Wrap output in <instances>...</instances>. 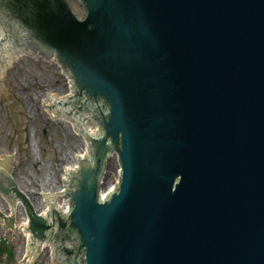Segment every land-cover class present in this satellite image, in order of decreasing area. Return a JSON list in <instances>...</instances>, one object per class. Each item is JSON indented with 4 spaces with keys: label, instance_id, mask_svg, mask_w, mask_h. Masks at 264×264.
Masks as SVG:
<instances>
[{
    "label": "water",
    "instance_id": "obj_1",
    "mask_svg": "<svg viewBox=\"0 0 264 264\" xmlns=\"http://www.w3.org/2000/svg\"><path fill=\"white\" fill-rule=\"evenodd\" d=\"M15 55L56 64L66 90L36 103L81 156L68 212L45 199L59 165L40 215L0 153L2 263L19 199L18 264H264V0H0V78Z\"/></svg>",
    "mask_w": 264,
    "mask_h": 264
},
{
    "label": "rangeland",
    "instance_id": "obj_2",
    "mask_svg": "<svg viewBox=\"0 0 264 264\" xmlns=\"http://www.w3.org/2000/svg\"><path fill=\"white\" fill-rule=\"evenodd\" d=\"M1 73L0 153H9L8 172L17 185L16 179L24 176L28 184L29 180L38 184L36 181L44 172L48 173L51 183L58 184L59 165L67 164L71 151L76 154L77 146H81L68 125L61 124L60 118H50L36 103L42 102V91L59 95L66 90L56 64L16 56L8 68L1 69ZM111 167L115 173L114 163ZM4 204L5 201L0 200L1 208ZM0 213L4 212L0 210ZM0 238L7 241V232L0 231ZM21 239L23 237L19 239L17 235L13 238L12 230L9 232L8 247L13 251L14 260L2 263L0 256V264H18L17 250L23 245ZM42 250L35 253L32 264H41L37 262L39 258L46 262V253Z\"/></svg>",
    "mask_w": 264,
    "mask_h": 264
},
{
    "label": "bare ground",
    "instance_id": "obj_3",
    "mask_svg": "<svg viewBox=\"0 0 264 264\" xmlns=\"http://www.w3.org/2000/svg\"><path fill=\"white\" fill-rule=\"evenodd\" d=\"M16 56L17 55H15V59H16ZM10 64H11V62L7 63L6 64V68H8V66ZM2 76H3V73H2ZM49 93H51V92H49ZM70 129H72V128L70 127ZM58 148H60V147H58ZM77 150H79V151L76 152V154L81 156V147L78 148V146H77ZM73 152H74V150H73ZM73 152L71 151L72 154H73ZM68 158L69 157H67V159ZM111 163H114L113 162V158L108 162V164L106 166V169H105V172H104V176L102 178V190H110L112 185H113V183H114V181H115V179H116V178H113ZM63 167H66V168L70 169V161L67 164H65ZM44 178H46V179H44ZM16 181L19 184L18 186H19L20 190L29 198L28 200L32 204L31 206L34 208V210L36 212H38L40 214H41V207H40L39 196L36 197L35 195H33V193H35L36 191L37 192H46V191L59 190L58 184L51 183L49 175H48L47 172H44L43 176L41 175L39 181H36L38 184H35L32 180H29V184H28L27 181L25 180V176L22 179L17 178ZM0 210L3 211L4 213H6L5 204L2 205V208L0 206ZM0 214H2V213H0ZM13 225H14V228L12 229L13 238L16 235H17V238H19V239H20V237H23V240L21 239L23 241V245L18 247V250H17L18 253H19V257H22V256H24V229L19 230L20 227L23 225V222H22V218H21L18 206H17V202H15V206H13V204L11 205V214H10L9 227H11ZM2 232H4V233L7 232V229L2 230ZM41 247H42L41 249H43L42 253H46L45 252V246H41ZM42 256L43 255H41V257ZM40 259L41 258H39L37 260V262H41V264H48L47 260H46V262H43ZM33 262H34V256H33L32 260H31L30 264H32ZM23 264H29V263L26 260Z\"/></svg>",
    "mask_w": 264,
    "mask_h": 264
}]
</instances>
